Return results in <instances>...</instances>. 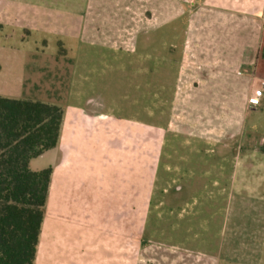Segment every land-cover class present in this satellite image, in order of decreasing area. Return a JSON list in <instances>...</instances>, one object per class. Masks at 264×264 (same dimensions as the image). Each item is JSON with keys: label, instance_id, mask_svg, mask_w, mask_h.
Listing matches in <instances>:
<instances>
[{"label": "crops", "instance_id": "1", "mask_svg": "<svg viewBox=\"0 0 264 264\" xmlns=\"http://www.w3.org/2000/svg\"><path fill=\"white\" fill-rule=\"evenodd\" d=\"M145 7L153 14H145ZM263 17L264 0H0L5 29L20 20L22 28L40 36L73 38L98 49L94 55L105 65L120 68L134 55L143 65L144 39L169 31L163 51L155 50V41L152 48L158 75L169 79L167 84L159 80L160 97L154 100L159 104L154 115L167 118L166 123L147 126L138 115L122 120L123 106L112 105L117 114L107 111L109 97L97 95L84 80L78 92L87 96L77 93L83 106L62 108L56 149L30 161L34 172L52 170L35 264H145L139 255L142 239L134 231L144 225L146 190L157 181L164 136L208 134L209 121L216 124L212 134H224L225 119L240 118L241 102L264 83ZM131 23V42L107 41ZM135 82L138 107L144 82ZM161 103H167V117Z\"/></svg>", "mask_w": 264, "mask_h": 264}, {"label": "rangeland", "instance_id": "2", "mask_svg": "<svg viewBox=\"0 0 264 264\" xmlns=\"http://www.w3.org/2000/svg\"><path fill=\"white\" fill-rule=\"evenodd\" d=\"M143 10L153 14L148 7ZM19 23L14 21L6 29L0 26V97L74 109L83 106L77 95L79 84L85 80L97 95L109 97L107 111L112 109L117 114L112 105L123 106L118 111L122 120L138 115L147 126L167 122V118L154 115L159 106L154 103L160 97L158 82L169 83V79L158 75L152 48L155 41V50L163 51L167 46L163 39L169 31L151 32L144 39L143 65L136 64L138 55H134L123 62L128 63L123 69L119 64L105 65L104 58L94 55L98 49L78 40L40 36ZM131 25L123 24L124 28L107 41L121 46L131 42ZM153 25L145 23L147 28ZM144 40L140 38L137 44L139 53ZM135 80L144 82L137 96L138 107L133 103L137 93L131 84ZM161 89L164 99L167 87ZM262 93L263 98L255 105L250 104V98L241 102L240 118L225 119L224 134H212L216 131L214 121L208 123V134L166 133L157 181L146 190L144 225L134 231L142 239L139 255L145 264H264ZM83 94L78 97L84 98ZM161 108L167 117V103H161ZM150 163L152 172L153 158ZM55 204L53 199L51 213H55ZM134 218L136 224L137 216ZM141 219L140 215L139 223ZM136 248L130 246V251Z\"/></svg>", "mask_w": 264, "mask_h": 264}, {"label": "trees", "instance_id": "3", "mask_svg": "<svg viewBox=\"0 0 264 264\" xmlns=\"http://www.w3.org/2000/svg\"><path fill=\"white\" fill-rule=\"evenodd\" d=\"M63 109L0 98V264H35L52 174L30 161L56 149Z\"/></svg>", "mask_w": 264, "mask_h": 264}, {"label": "built area", "instance_id": "4", "mask_svg": "<svg viewBox=\"0 0 264 264\" xmlns=\"http://www.w3.org/2000/svg\"><path fill=\"white\" fill-rule=\"evenodd\" d=\"M264 86L263 82H260L259 87L253 91V96L250 99V104L255 105L256 100L262 95L261 88Z\"/></svg>", "mask_w": 264, "mask_h": 264}, {"label": "flooded vegetation", "instance_id": "5", "mask_svg": "<svg viewBox=\"0 0 264 264\" xmlns=\"http://www.w3.org/2000/svg\"><path fill=\"white\" fill-rule=\"evenodd\" d=\"M136 49V48H135Z\"/></svg>", "mask_w": 264, "mask_h": 264}]
</instances>
